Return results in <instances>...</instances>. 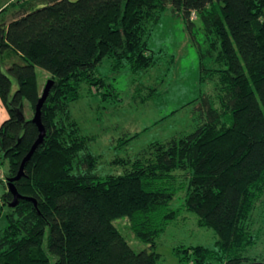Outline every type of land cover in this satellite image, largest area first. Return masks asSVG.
Returning <instances> with one entry per match:
<instances>
[{
  "label": "trees",
  "instance_id": "trees-1",
  "mask_svg": "<svg viewBox=\"0 0 264 264\" xmlns=\"http://www.w3.org/2000/svg\"><path fill=\"white\" fill-rule=\"evenodd\" d=\"M19 3L14 17L0 22V98L9 113L0 125V165L8 162L0 264H159L158 239L178 217L172 202L180 191L183 208L217 238L212 247H176L182 262L264 264V257L245 255L256 244L247 223L264 195V0ZM168 6L191 34L198 16L215 57L209 77L220 109L203 95L193 131L152 143L130 162L115 160L124 173L101 176L99 155L89 149L95 136L81 133L70 105L83 83L97 91L107 85L96 75L104 58L134 72L153 65L150 25ZM37 67L54 80L42 109L46 134L14 181L37 206L25 198L10 207L7 180L39 135L32 120L42 94ZM122 217L148 248L131 246L115 224Z\"/></svg>",
  "mask_w": 264,
  "mask_h": 264
},
{
  "label": "rangeland",
  "instance_id": "rangeland-1",
  "mask_svg": "<svg viewBox=\"0 0 264 264\" xmlns=\"http://www.w3.org/2000/svg\"><path fill=\"white\" fill-rule=\"evenodd\" d=\"M17 1H0V7L5 2L3 8L8 5L0 12V22L14 17L19 2L24 0ZM192 20L196 24L193 34L183 16L168 6L150 25L147 44L154 63L149 69L134 72L127 64L117 69L112 67L110 58H104L96 75L107 85L97 91L95 87L82 84L81 97L71 103L70 110L81 133L95 136L89 149L99 155L96 168L99 175L123 174L124 164L115 160L130 162L152 143L193 131L201 120L198 106L203 95H208L214 107L220 109L216 81L209 77L216 65L215 57L208 53L209 42L198 16L193 14ZM36 73L42 93L51 76L39 67ZM0 101L3 105L1 98ZM25 113L26 117L32 116L28 107ZM7 168L5 161L0 165V176ZM183 199L184 191H180L172 202L178 217L158 239L159 264H185L176 254V247H212L217 239L213 229L198 225L196 213L183 208ZM7 212L8 207H4L0 232L7 225ZM115 224L136 251L148 248L147 243L135 236L127 218H118ZM247 226L256 236V244L249 247L245 255L260 260L264 257V195L257 202Z\"/></svg>",
  "mask_w": 264,
  "mask_h": 264
},
{
  "label": "water",
  "instance_id": "water-1",
  "mask_svg": "<svg viewBox=\"0 0 264 264\" xmlns=\"http://www.w3.org/2000/svg\"><path fill=\"white\" fill-rule=\"evenodd\" d=\"M54 80L53 79H49L47 81V84L38 100V103L36 105V110H35V114L33 117V122L38 126L39 129V135L38 138L36 139V141L33 143V145L31 146L29 152L27 153V155L23 158L19 170L17 172V174L14 177H10L7 180V186H8V190L11 192V194L13 195V199L12 201L9 203L10 207H15L20 199H28V200H32L35 202V200L33 198L30 197H24L22 196L19 191L17 190L14 181L19 180L23 175H24V169L25 166L27 164V162L30 160V158L32 157V155L34 154V152L37 150V148L39 147V145L42 144V142L44 141L45 138V134H46V129L45 126L42 122V109L43 106L49 96V93L51 91V88L53 86ZM35 205L37 206V203L35 202Z\"/></svg>",
  "mask_w": 264,
  "mask_h": 264
},
{
  "label": "crops",
  "instance_id": "crops-1",
  "mask_svg": "<svg viewBox=\"0 0 264 264\" xmlns=\"http://www.w3.org/2000/svg\"><path fill=\"white\" fill-rule=\"evenodd\" d=\"M6 5V2L1 6H5ZM9 117V114L7 113V110L5 108H3V105L0 101V125L3 123V121L5 119H7ZM8 170V168H7ZM7 170L5 171L4 175L3 176H0V198L2 197V195L4 194L5 192V186H4V183H5V178H6V173H7Z\"/></svg>",
  "mask_w": 264,
  "mask_h": 264
}]
</instances>
